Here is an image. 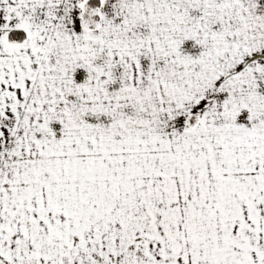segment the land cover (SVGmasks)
<instances>
[{"label":"snow or ice","instance_id":"snow-or-ice-1","mask_svg":"<svg viewBox=\"0 0 264 264\" xmlns=\"http://www.w3.org/2000/svg\"><path fill=\"white\" fill-rule=\"evenodd\" d=\"M0 264H264V0H0Z\"/></svg>","mask_w":264,"mask_h":264}]
</instances>
